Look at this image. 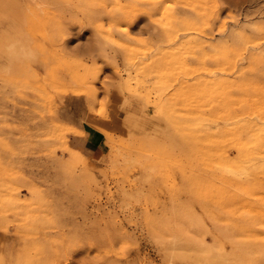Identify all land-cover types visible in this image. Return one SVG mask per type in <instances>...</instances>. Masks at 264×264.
I'll return each mask as SVG.
<instances>
[{
    "label": "rangeland",
    "instance_id": "374dc122",
    "mask_svg": "<svg viewBox=\"0 0 264 264\" xmlns=\"http://www.w3.org/2000/svg\"><path fill=\"white\" fill-rule=\"evenodd\" d=\"M29 1L0 0L41 52L0 80V264H264V0Z\"/></svg>",
    "mask_w": 264,
    "mask_h": 264
},
{
    "label": "clouds",
    "instance_id": "9594fccd",
    "mask_svg": "<svg viewBox=\"0 0 264 264\" xmlns=\"http://www.w3.org/2000/svg\"><path fill=\"white\" fill-rule=\"evenodd\" d=\"M93 58L111 63L113 53L108 41L94 34ZM41 52L33 42L25 26L16 25L0 31V80H11L18 69L40 63Z\"/></svg>",
    "mask_w": 264,
    "mask_h": 264
},
{
    "label": "crops",
    "instance_id": "0c3cea01",
    "mask_svg": "<svg viewBox=\"0 0 264 264\" xmlns=\"http://www.w3.org/2000/svg\"><path fill=\"white\" fill-rule=\"evenodd\" d=\"M77 100L79 99L77 96H70L68 100ZM119 109V108H118ZM87 118L90 122V126L88 123H80L79 118ZM72 118L75 120L74 124L79 129H82L84 134H70V139L73 144L79 148L84 150L85 152H93L97 148L98 141L101 138L100 132L94 128V126L102 127L108 131H120L122 130V119H123V111L115 110L110 112V114L106 118L95 117L93 115H89L86 113H81L79 110L74 112V116Z\"/></svg>",
    "mask_w": 264,
    "mask_h": 264
},
{
    "label": "bare ground",
    "instance_id": "6f19581e",
    "mask_svg": "<svg viewBox=\"0 0 264 264\" xmlns=\"http://www.w3.org/2000/svg\"><path fill=\"white\" fill-rule=\"evenodd\" d=\"M30 1H34V0H30ZM29 1V2H30ZM155 7V6H154ZM132 19V18H131ZM240 129V128H239ZM233 131V130H232ZM229 132V131H228ZM229 133H231V131L229 132ZM226 141V140H225ZM233 141V140H232ZM231 143V142H230ZM257 151V150H256ZM224 156V155H223ZM236 172V171H235ZM247 176V175H246ZM224 181V180H223ZM230 185V184H229ZM237 188V187H236ZM259 188V187H258ZM244 192V191H243ZM248 253V252H247Z\"/></svg>",
    "mask_w": 264,
    "mask_h": 264
}]
</instances>
